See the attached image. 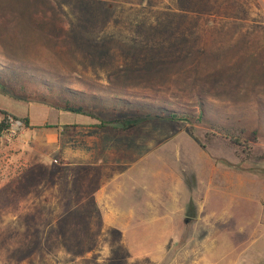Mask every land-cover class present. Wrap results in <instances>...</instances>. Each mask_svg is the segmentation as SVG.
Masks as SVG:
<instances>
[{"label": "rangeland", "instance_id": "374dc122", "mask_svg": "<svg viewBox=\"0 0 264 264\" xmlns=\"http://www.w3.org/2000/svg\"><path fill=\"white\" fill-rule=\"evenodd\" d=\"M0 108V264H264V0H0Z\"/></svg>", "mask_w": 264, "mask_h": 264}, {"label": "trees", "instance_id": "16d2710c", "mask_svg": "<svg viewBox=\"0 0 264 264\" xmlns=\"http://www.w3.org/2000/svg\"><path fill=\"white\" fill-rule=\"evenodd\" d=\"M64 110L73 112V113H80V114H87V115H93L92 111L89 109H85L82 106H71V105H65L63 107ZM161 116V115H158ZM170 119H176L175 113H169L167 116ZM178 119V118H177ZM13 120L19 121L23 124L28 123V119L26 117H20L16 114L11 113L10 111L0 108V132L3 133L10 125V122ZM223 135L228 138L233 144L235 145H242L241 140L244 137L243 130L242 129H224L222 130ZM248 155H250L249 151H247Z\"/></svg>", "mask_w": 264, "mask_h": 264}, {"label": "built area", "instance_id": "2783aa9c", "mask_svg": "<svg viewBox=\"0 0 264 264\" xmlns=\"http://www.w3.org/2000/svg\"><path fill=\"white\" fill-rule=\"evenodd\" d=\"M13 122H10V125H9V127L7 128V131H9V132H11V133H13Z\"/></svg>", "mask_w": 264, "mask_h": 264}]
</instances>
